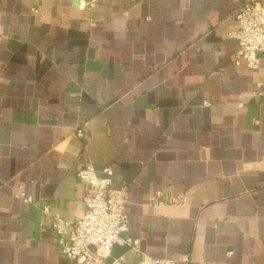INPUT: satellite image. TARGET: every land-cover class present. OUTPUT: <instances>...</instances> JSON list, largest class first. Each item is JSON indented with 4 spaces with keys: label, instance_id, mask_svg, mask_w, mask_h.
Wrapping results in <instances>:
<instances>
[{
    "label": "crops",
    "instance_id": "0c3cea01",
    "mask_svg": "<svg viewBox=\"0 0 264 264\" xmlns=\"http://www.w3.org/2000/svg\"><path fill=\"white\" fill-rule=\"evenodd\" d=\"M243 2L0 0V264H74L42 206L82 217L89 162L128 186L143 253L264 264V53L235 61Z\"/></svg>",
    "mask_w": 264,
    "mask_h": 264
},
{
    "label": "built area",
    "instance_id": "2783aa9c",
    "mask_svg": "<svg viewBox=\"0 0 264 264\" xmlns=\"http://www.w3.org/2000/svg\"><path fill=\"white\" fill-rule=\"evenodd\" d=\"M81 7L91 10L106 0H77ZM237 28L229 33L239 42V50L235 55L236 63L245 61L250 69L259 68V53H264V4L258 0H244L235 13ZM76 133L84 136L82 128ZM114 171L111 166L98 174L93 163L80 167L77 177L86 181L91 194L84 197V215L76 219H66L59 212L53 211L49 204L42 206V211L51 219V227L57 234L61 251L74 264H119V260L109 261L116 246H129L141 255L140 264H177L172 257H152L143 253L139 240L132 239L129 231L130 219L127 212L128 186L113 187ZM17 197L27 203H33L32 196L23 190ZM169 203H182L183 197H170ZM232 254V251H230ZM181 260L188 263L189 257L182 255Z\"/></svg>",
    "mask_w": 264,
    "mask_h": 264
}]
</instances>
